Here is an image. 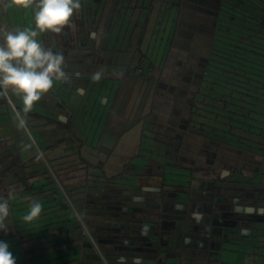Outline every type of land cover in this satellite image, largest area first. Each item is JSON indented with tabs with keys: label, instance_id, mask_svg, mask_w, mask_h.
<instances>
[{
	"label": "crops",
	"instance_id": "obj_1",
	"mask_svg": "<svg viewBox=\"0 0 264 264\" xmlns=\"http://www.w3.org/2000/svg\"><path fill=\"white\" fill-rule=\"evenodd\" d=\"M166 1L0 0L1 79L61 130L23 155L0 95V146L81 180L0 204V264H264V0Z\"/></svg>",
	"mask_w": 264,
	"mask_h": 264
},
{
	"label": "rangeland",
	"instance_id": "obj_2",
	"mask_svg": "<svg viewBox=\"0 0 264 264\" xmlns=\"http://www.w3.org/2000/svg\"><path fill=\"white\" fill-rule=\"evenodd\" d=\"M168 1V3H167ZM165 3H167L169 6L170 5H175L176 0H167ZM158 10L159 7L156 8V13L153 15L154 19L158 18ZM107 16V14H106ZM162 16V15H161ZM68 22V20H67ZM71 28H74L75 26L71 25ZM74 33L72 32L73 37L71 36H64V34H60V31L58 29H53L52 33H48L46 35L50 36L52 35L53 38L59 37L62 42V44L65 46H71L74 44ZM46 38V37H45ZM56 40V39H55ZM48 41V40H47ZM63 66H68L70 67L71 65H66L63 64ZM0 82L1 84L6 88L7 93L10 95V98L14 105L16 106V109H13L10 104H7L8 111L10 113V118H11V123L14 126V136L17 142V145L21 148L22 154H28V153H36L39 155L41 158L43 156L41 155L40 151L43 150V147L47 145L48 143H53L54 139L59 137V130L58 128H54V125H51L49 122L44 121L42 118H37L35 116H26L22 115L21 110L24 109V106L31 107L32 109L37 106L39 102L43 103L45 101L44 97H40L44 89H50L54 90V85L53 83H50L49 81H40V80H34L32 78H24L22 80L15 79V82L13 81L12 83L18 84V88L16 91H10L5 85L4 81L1 79L0 76ZM52 92V91H51ZM0 95L5 96L3 90L0 87ZM19 114V116L17 115ZM65 133L62 131V134ZM45 139H49L46 141ZM47 142V144H46ZM153 151H155L156 146L154 145L152 147ZM61 149H57L53 151V155L60 153ZM46 157V154H44ZM150 156H154V154H150ZM156 157V156H155ZM47 158V157H46ZM40 168L38 170L39 175L42 176L44 171H47L48 173L52 174L53 171L55 173V170L52 166V163L50 161L45 162L44 159L42 160V164L37 165L35 168ZM56 174V173H55ZM41 178V177H39ZM82 178V177H81ZM59 180V178H58ZM59 182H61L59 180ZM62 183V182H61ZM57 186H59V183L56 181L55 183ZM66 191V192H65ZM64 199L67 201L68 200V192L64 186V191H63ZM34 198L28 199L31 201H38V200H33ZM21 202H16V207L20 205ZM15 207V216L16 217H37L40 213L39 210H30V208L26 207H20L16 208ZM42 209V208H41Z\"/></svg>",
	"mask_w": 264,
	"mask_h": 264
},
{
	"label": "trees",
	"instance_id": "obj_3",
	"mask_svg": "<svg viewBox=\"0 0 264 264\" xmlns=\"http://www.w3.org/2000/svg\"><path fill=\"white\" fill-rule=\"evenodd\" d=\"M5 102V100H3ZM22 115H34L37 118H41L42 115L40 113H30L27 110L22 109L21 110ZM0 149L3 150L0 154V204H7L10 203L11 198L10 196L12 194H16L20 197L21 193H26L27 195H35V194H41L43 197H47L51 194H54L56 192V189H50V191L44 190L43 186L54 184V179L48 173L47 171H44L43 178L39 179V171L37 168H35L37 165L42 164V161L40 158L36 155L31 157L30 159L26 160L25 162H21V157L19 154V149L17 146H15L14 152L11 151L9 154H6L5 151V145H1ZM44 152H46V149H44ZM2 157L8 158L7 160H3ZM69 164V162L67 163ZM66 167H70V164ZM13 170V168H15ZM54 170L57 173L58 178L62 182L64 186H67L71 183L80 182L81 180L78 179V176L70 175V172L67 171L66 175L63 176L61 172L57 171L55 167H53ZM11 175L6 177L5 175L7 172L11 171ZM40 182H44V184H40ZM32 184H36L38 186L31 187ZM34 188V189H32ZM34 190V191H31ZM40 190V191H35ZM39 192V193H38ZM1 206V205H0ZM3 211V212H2ZM6 215V209L0 210V217Z\"/></svg>",
	"mask_w": 264,
	"mask_h": 264
},
{
	"label": "flooded vegetation",
	"instance_id": "obj_4",
	"mask_svg": "<svg viewBox=\"0 0 264 264\" xmlns=\"http://www.w3.org/2000/svg\"><path fill=\"white\" fill-rule=\"evenodd\" d=\"M12 82H13V80H12ZM15 82V81H14ZM7 88H10L9 86H7V85H5ZM0 87H1V89L3 90V92H4V95L6 96V93H7V91H6V88L1 84V82H0ZM8 94V93H7ZM8 96L10 97V95L8 94ZM6 99H7V96H6ZM11 99V98H10ZM6 102V101H5ZM7 102H8V100H7ZM8 104H10L9 102H8ZM14 104V103H13ZM11 105V104H10ZM12 107V106H11ZM16 107V106H15Z\"/></svg>",
	"mask_w": 264,
	"mask_h": 264
},
{
	"label": "water",
	"instance_id": "obj_5",
	"mask_svg": "<svg viewBox=\"0 0 264 264\" xmlns=\"http://www.w3.org/2000/svg\"><path fill=\"white\" fill-rule=\"evenodd\" d=\"M6 96H7L8 102L11 104L12 108L16 109L15 105L13 104L12 100L10 99V97L8 96L7 93H6ZM16 111H17V109H16ZM18 116H19V114H18ZM54 178H56V180H57V177L55 175H54Z\"/></svg>",
	"mask_w": 264,
	"mask_h": 264
},
{
	"label": "built area",
	"instance_id": "obj_6",
	"mask_svg": "<svg viewBox=\"0 0 264 264\" xmlns=\"http://www.w3.org/2000/svg\"><path fill=\"white\" fill-rule=\"evenodd\" d=\"M262 27H263V30H264V15H263V19H262ZM263 162H264V157H263ZM222 264H228V263H222Z\"/></svg>",
	"mask_w": 264,
	"mask_h": 264
},
{
	"label": "bare ground",
	"instance_id": "obj_7",
	"mask_svg": "<svg viewBox=\"0 0 264 264\" xmlns=\"http://www.w3.org/2000/svg\"><path fill=\"white\" fill-rule=\"evenodd\" d=\"M17 115H18V113H17ZM20 117V116H19Z\"/></svg>",
	"mask_w": 264,
	"mask_h": 264
}]
</instances>
